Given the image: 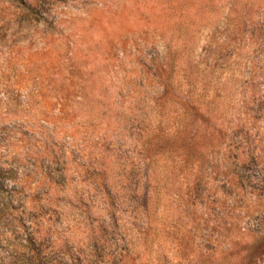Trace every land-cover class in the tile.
<instances>
[{
    "label": "rangeland",
    "instance_id": "1",
    "mask_svg": "<svg viewBox=\"0 0 264 264\" xmlns=\"http://www.w3.org/2000/svg\"><path fill=\"white\" fill-rule=\"evenodd\" d=\"M150 162L162 249L264 264V0H0V264H24L11 247L30 234L42 256L85 264H101L93 229L142 244L134 184ZM125 195L109 220V196Z\"/></svg>",
    "mask_w": 264,
    "mask_h": 264
},
{
    "label": "trees",
    "instance_id": "2",
    "mask_svg": "<svg viewBox=\"0 0 264 264\" xmlns=\"http://www.w3.org/2000/svg\"><path fill=\"white\" fill-rule=\"evenodd\" d=\"M154 62V60H153ZM146 149V148H145ZM146 151V150H145ZM62 154V153H61ZM66 152H64V155ZM181 163L183 162V165H187L189 161V157L187 154H180ZM259 157V156H258ZM257 157V159H258ZM230 158V157H229ZM236 162L233 164V166L239 170L241 168H244L242 164L248 165L250 164V160L246 159V156L242 153L240 156L235 157ZM260 159V158H259ZM104 162V160H103ZM156 164V162H155ZM59 165V164H57ZM100 167H97L94 169L95 175H101L104 174V171L102 170V167H105V162L103 164H99ZM143 164L138 165V178L136 180V183L134 184L135 187V200L136 199H142L144 200V206L141 207V205L138 203V206L141 208L135 209V219H137L141 223V227L139 230L140 235V241H144L142 244L137 243L134 244L133 241H125V243L119 244V243H110V241H106L103 237L107 236V233L103 229H109L113 228L111 225L109 226H102V229L96 230L93 229L91 231V241H92V248L93 252L97 256H101L102 259H100L101 264H128L130 258L132 257V254L136 256H142L144 254L147 256L146 261L148 264H180L181 258H177L178 254H180V249L177 245V248L175 250L170 249L169 251H166L163 248V245H161L162 238H164V233H162L161 241H157V237L160 233V230L154 231L153 235L149 234L153 230V228H158V225L160 226L164 220L160 221L158 220V212L157 208L156 210H150V205L152 204V196H150V182L152 180V175L154 174V171H152V162H150L148 165L145 164V166H142ZM60 167V166H59ZM62 167V166H61ZM49 171L54 169V166L48 165ZM63 169L58 170V175L60 177L61 187L65 189L68 184L69 175L71 173L70 168L68 169L67 163H65L62 167ZM100 170V172L98 171ZM55 172V170H54ZM57 172V171H56ZM107 182V181H106ZM145 183L146 186V194L143 196L141 194V184ZM133 186V185H132ZM156 198V197H155ZM14 200V199H13ZM11 200V201H13ZM127 196L125 195L123 201L119 200L118 197L115 196H109L108 203L106 205V208L104 209L103 213L107 214V218L109 220H112L113 222L117 221V215L118 211L120 210L121 203H127ZM16 201V200H15ZM154 201V199H153ZM158 201V198H157ZM189 211V210H188ZM30 212H21L20 216H17L16 218H19L20 222L22 221V228L24 231L29 232L30 227H27L28 225H33L34 223L29 218ZM183 212H179V217L182 218ZM238 219H240V216H235ZM164 218V217H163ZM185 218L190 221L192 220L194 223L195 218L191 215H186ZM29 223V224H28ZM125 227V225H124ZM147 229L145 232V237H142V234H144V230ZM149 229V232H148ZM172 229L176 230L172 232ZM163 229H161L162 232ZM96 231H99L96 232ZM165 231V230H164ZM192 231V230H191ZM190 231V232H191ZM231 231V232H230ZM230 234L238 233L240 235L243 234L245 231V228H239V226L235 227V230L232 231L230 229ZM170 232L172 234V237L174 240H184L185 234L183 235V232L181 229L176 228V226H173L170 229ZM170 232L168 234H170ZM30 234V233H29ZM182 235V238H181ZM26 236V235H25ZM40 239L37 238V236L30 234L27 236V238H23L21 240H15L12 244L11 250L16 252L18 256H14V259H17V261H21L24 264H85L86 261H82L80 258H72L71 256H61V258H51L50 256H42V249L41 244L39 243ZM123 241V238L121 239ZM41 242V241H40ZM65 244H61L60 246H63ZM203 247V251L212 252L216 251L219 248V244L212 242H205ZM143 248V249H142ZM149 250L148 252H146ZM147 253V254H146ZM209 255V254H206ZM175 256V257H171ZM91 264V263H90Z\"/></svg>",
    "mask_w": 264,
    "mask_h": 264
}]
</instances>
